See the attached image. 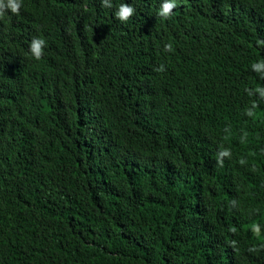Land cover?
<instances>
[{
    "label": "trees",
    "instance_id": "trees-1",
    "mask_svg": "<svg viewBox=\"0 0 264 264\" xmlns=\"http://www.w3.org/2000/svg\"><path fill=\"white\" fill-rule=\"evenodd\" d=\"M161 4L0 15V264H264V0Z\"/></svg>",
    "mask_w": 264,
    "mask_h": 264
},
{
    "label": "clouds",
    "instance_id": "clouds-1",
    "mask_svg": "<svg viewBox=\"0 0 264 264\" xmlns=\"http://www.w3.org/2000/svg\"><path fill=\"white\" fill-rule=\"evenodd\" d=\"M102 4L107 7L112 6L111 0H102ZM23 5L24 0H0V15H3L6 11L11 14H19ZM176 7L177 0H162L159 14L163 17H168L172 13V10ZM134 12L135 9L132 5L128 3H121L115 15L119 20L127 21ZM260 43L264 44V41H261ZM45 44L46 41L42 37H34L31 40L29 50L35 59L41 58ZM252 67L258 72L264 70V59H260L258 62L254 63ZM258 91L262 96H264V88L258 89ZM225 154H227V152H225Z\"/></svg>",
    "mask_w": 264,
    "mask_h": 264
}]
</instances>
